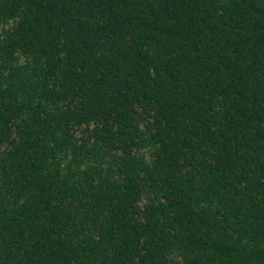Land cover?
I'll list each match as a JSON object with an SVG mask.
<instances>
[{"label":"trees","instance_id":"trees-1","mask_svg":"<svg viewBox=\"0 0 264 264\" xmlns=\"http://www.w3.org/2000/svg\"><path fill=\"white\" fill-rule=\"evenodd\" d=\"M0 264H264V0H0Z\"/></svg>","mask_w":264,"mask_h":264}]
</instances>
